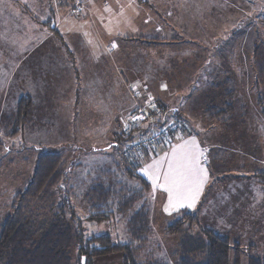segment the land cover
I'll use <instances>...</instances> for the list:
<instances>
[{"label": "rangeland", "instance_id": "1", "mask_svg": "<svg viewBox=\"0 0 264 264\" xmlns=\"http://www.w3.org/2000/svg\"><path fill=\"white\" fill-rule=\"evenodd\" d=\"M114 1L0 0V117L15 114L22 96H30L34 103L29 123L21 133L8 135L0 131V222L10 211L15 194L30 182L39 154L43 150L61 152L72 170L65 192L59 195L62 188L58 190L56 199L62 204L65 196L70 197L74 215L70 211L68 215L76 231L85 238L107 234L115 243H128V218L145 203L150 209V234L138 260L178 264L181 235H168L165 229L181 217V210L167 214L161 205L162 195L156 194L153 187L126 214L116 211L107 220L87 219L84 197L94 180L101 178L118 184L120 189L122 186V196L125 190L139 187L138 181L125 174L123 154L128 144L145 138L149 130H135L134 118L126 124L110 125L105 122L107 118L96 117L94 102L88 101L78 108V117L74 107H67L68 121L62 122V31L65 35L87 31L101 46V33L111 32L106 31L105 23L111 24L112 36L118 33V24L119 30L138 29L139 18L134 17L139 11ZM178 1L176 11L183 4ZM182 1L184 18L174 22L179 25L178 31L153 43L130 46V51L155 57L161 66L158 71L174 77L167 91L152 94L167 120L162 126L177 122V131L191 130L204 144V164L211 170V182L204 198L187 210L199 211L202 224L214 231L240 236L245 248L240 264H248L249 246L264 256V184H258L253 175L264 157V0ZM65 5L68 7L63 10ZM53 21L57 31L50 28ZM102 47L103 58L107 53L116 56V52ZM141 62L139 56L132 64L138 66ZM192 73L195 82L191 81ZM227 80L232 82L230 88L224 86ZM229 90H233L239 104L221 123L208 114L207 108L212 104L223 108ZM131 93L134 101L136 91ZM103 95L99 93L100 98ZM73 96L70 94L69 100ZM147 101L154 105V98ZM158 104L152 106L156 111ZM130 130H135L131 139L125 134ZM118 133L120 139L115 144ZM140 172L145 176L142 169ZM236 201L238 205H233ZM71 256L73 264H81L79 244L72 246ZM91 264H124V253L94 257Z\"/></svg>", "mask_w": 264, "mask_h": 264}, {"label": "trees", "instance_id": "2", "mask_svg": "<svg viewBox=\"0 0 264 264\" xmlns=\"http://www.w3.org/2000/svg\"><path fill=\"white\" fill-rule=\"evenodd\" d=\"M62 1L67 2V0ZM53 24L50 25V28L57 31ZM139 39L153 43L160 38L139 37ZM230 84L232 82L227 80L224 86L230 88ZM219 88L222 87L219 85ZM227 94L228 101L227 103L223 102V108L214 106V104L207 108L208 114L221 123L226 122L228 118H225L226 115L232 114L231 112L239 104V101H235L233 98V90L227 91ZM261 100L262 98H260V105L263 104ZM33 104L30 96H22L17 103L15 114L9 112V114H3L0 117V131L3 130L8 135L21 133L29 123ZM158 107L161 110L160 106ZM140 109L148 110V113L138 123L140 119L136 115ZM132 113L131 119L134 118L132 121L137 123L132 127L135 130L141 128L149 130L145 139L160 132L162 135L154 141L151 147H145L136 154L128 155L126 149L129 145L144 138L137 139L124 149L123 156L127 164L124 170L125 174L128 178L138 181L141 186L125 190L127 191L126 195L122 196L124 191L122 186L120 189L118 184L104 182L101 178L94 180L95 182L89 187L84 197L88 212L87 219L89 220H107L116 211L119 214H126L134 209L137 201L142 199L144 193L151 188L150 182L140 172L143 162L171 148L173 143L186 132V128L183 129V134L179 130L173 132L170 128L172 121L167 126H162V123L167 121L166 117L152 106L145 108L143 105H138ZM141 123H146L145 127ZM184 124L186 125V123ZM152 126L156 127L152 128ZM135 130L126 132V136L131 139ZM116 137L115 144H118L120 134H116ZM1 144L3 141L0 139ZM155 145H157L156 148H154ZM260 160L263 163L264 157H261ZM262 163L257 165L258 168L253 174L258 184H264ZM71 170L72 166L67 167L63 153L43 150L39 154L30 182L24 190L15 194L10 211L0 222V264H73L71 250L76 243L79 244L78 261L81 264H91L94 257L116 251L124 253V264H165L157 260L143 263L137 258L150 234V209L145 203L131 213L128 218V230L131 236V241L128 243H115L107 234L85 238L83 234L76 231L71 217L68 215L69 211L72 216L74 215L70 197L65 196V201L62 204H58L56 199L62 192H65ZM243 179L245 180V178ZM61 188L62 191L58 195V190ZM204 194L202 198H204ZM234 203L236 204L233 205H238L237 201ZM180 212L181 217L172 220L165 229L168 235H181L178 264L241 263V256L245 248L240 242V236L232 237L228 233L222 234L204 226L199 211L191 212L182 209ZM229 231L231 232V228ZM248 251V264H264V256L256 253L254 247L249 246Z\"/></svg>", "mask_w": 264, "mask_h": 264}, {"label": "crops", "instance_id": "3", "mask_svg": "<svg viewBox=\"0 0 264 264\" xmlns=\"http://www.w3.org/2000/svg\"><path fill=\"white\" fill-rule=\"evenodd\" d=\"M181 2L183 4H180V10L176 11L174 7L175 5H179L178 0H117L115 2L117 5L122 4L123 8H131L136 12L139 11L137 16L134 17V20L139 18L137 23L139 27L135 30H119L118 24V33L112 36L111 24L105 23L106 26L104 27L106 31L108 29L111 32L101 33V37L99 38L101 46L97 44V41L93 42L91 40L94 37L90 36L87 31H80V33L66 32L69 35H65L62 31V122L68 121L66 118L67 107L71 109L74 107L76 109L75 114L78 117V108L83 107L84 101L85 103L87 101L89 103L94 102L96 117L101 120L107 118L105 122L110 125L119 122L126 124L131 118V113L138 105H143L146 108L154 106L155 103L158 104L156 97L152 94L155 91H167L169 86L173 84L174 80L172 78L174 77L171 78L158 71L161 66L158 60H156L158 62L155 61V57H149L147 54L136 51L132 53L130 46H140L142 43H147L144 40L138 41L139 43L135 41L139 37H157L163 39L168 33L178 31L179 25L174 22L175 19L180 20L184 18V14L181 12L185 11V7L184 2L182 0ZM67 7L65 5L62 9L65 10ZM84 7L85 4L82 9ZM75 12L78 13L80 11L77 12L75 10ZM75 33L77 34L74 35ZM188 41H192V38ZM102 46L106 47V50L108 49L110 53L116 52V56L111 57L107 53L105 54L106 57L103 58L101 54L104 48ZM96 47H100L101 49ZM101 50L102 52H100ZM139 56L143 60L141 65L138 64L136 66L132 64ZM180 58H183V56ZM184 66L186 67V64ZM181 74L185 75V73ZM195 80V74L192 73L191 81L195 82ZM133 90L136 91L133 97L134 101L131 99V92ZM99 93L100 95L104 93V97L100 98ZM70 94L74 95L72 101L69 100ZM107 94H111L110 98L106 97ZM149 97L154 98V105L151 101L148 103ZM157 110L159 111V108ZM111 134L113 136L114 131H111ZM183 145L195 146L194 150L199 155L200 167L207 174L206 180L197 195L195 206L211 182V170L204 164V144L191 130L186 129L185 134L176 145L160 153L158 156L146 159L141 166L145 177L156 185L154 187L151 184V187L154 188L153 191L160 196L162 195L161 205L164 210L167 209V211L165 210L167 214L188 209L187 203L182 207H170L169 193L163 187L164 174L168 170V160L173 151ZM156 168H158L160 174L158 181L153 179V170Z\"/></svg>", "mask_w": 264, "mask_h": 264}, {"label": "snow or ice", "instance_id": "4", "mask_svg": "<svg viewBox=\"0 0 264 264\" xmlns=\"http://www.w3.org/2000/svg\"><path fill=\"white\" fill-rule=\"evenodd\" d=\"M194 147L180 146L168 160L163 187L169 193V205L172 208L182 207L185 203L188 207L194 206L199 190L206 180V171L200 167L199 155ZM153 179H160L158 168L153 170Z\"/></svg>", "mask_w": 264, "mask_h": 264}, {"label": "built area", "instance_id": "5", "mask_svg": "<svg viewBox=\"0 0 264 264\" xmlns=\"http://www.w3.org/2000/svg\"><path fill=\"white\" fill-rule=\"evenodd\" d=\"M146 116L145 111H140L137 115L139 119L144 118ZM179 122V121H178ZM179 123L174 122L171 123L170 128L173 132H177V126ZM162 132L153 134L149 139H142L139 142H135L131 145H129L126 149V154L133 155L137 152L141 151L145 147H151L154 141L158 140L159 137H161Z\"/></svg>", "mask_w": 264, "mask_h": 264}]
</instances>
